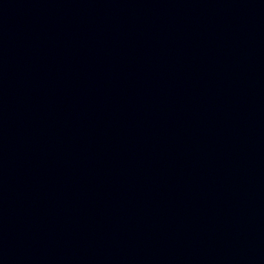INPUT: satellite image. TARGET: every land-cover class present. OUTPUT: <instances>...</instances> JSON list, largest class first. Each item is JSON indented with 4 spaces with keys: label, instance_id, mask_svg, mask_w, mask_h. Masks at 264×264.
Instances as JSON below:
<instances>
[{
    "label": "water",
    "instance_id": "95a60500",
    "mask_svg": "<svg viewBox=\"0 0 264 264\" xmlns=\"http://www.w3.org/2000/svg\"><path fill=\"white\" fill-rule=\"evenodd\" d=\"M0 264H264V0H0Z\"/></svg>",
    "mask_w": 264,
    "mask_h": 264
}]
</instances>
